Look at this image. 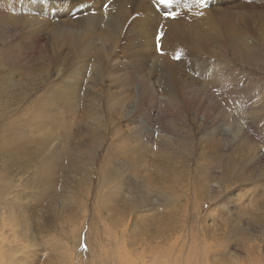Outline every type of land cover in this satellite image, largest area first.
<instances>
[{
  "label": "rangeland",
  "instance_id": "rangeland-1",
  "mask_svg": "<svg viewBox=\"0 0 264 264\" xmlns=\"http://www.w3.org/2000/svg\"><path fill=\"white\" fill-rule=\"evenodd\" d=\"M4 1L6 5L9 3L8 0ZM83 1L86 3L85 9L82 6L79 9H76L75 6L71 7L70 3L72 2L69 0H36L37 6L41 5V10L37 11L38 13L35 11L37 15L39 14L37 18H31L26 10V5L24 7L19 5L22 9L17 8L9 17L11 21L13 20L12 28L7 17L10 13H3L0 9V20H2L0 22V40L3 43L0 44V67L3 70L0 72V89H2L0 90V114H6L7 118L4 122L9 124L10 131L14 132L16 129H22L21 121L26 122L25 120L35 107L34 103L37 100L40 99V104H44L47 108L40 111L44 117L42 124L44 129L41 133L43 136L44 133H47L43 151L36 157H29L28 164H21L22 169L19 168L13 175L0 173V201L4 199L16 201L17 194L14 192V185L20 186L26 182L32 190L25 193L24 200L29 201L28 205H31L32 208L33 204H36V207L32 209L34 213L24 210L29 213V215L26 214L27 223L32 227L31 235L34 237L20 249L21 253L17 255L29 254L28 261L21 264H93L87 258H80V254L84 251L81 245L84 243L87 231L80 230L74 225L71 226L70 221L78 224L82 222V208L79 207V201L85 199L84 195L87 193L91 195L86 199V205L89 207V204L94 200L103 201L102 193L107 199L108 191L113 189V186L106 183L99 175L94 173L92 178L88 176V171L91 168L90 160H88L89 156H92L91 146L93 145L91 144L96 143L97 133L105 119H111V126H113L111 129L124 133L120 136L123 143L129 140V135H133L135 132L139 133L140 129H145L147 132L143 130L140 133L145 136L144 146H151L152 153L160 151L158 146L154 148V140L157 136L172 138L174 140L173 147H169V150L173 153V161L172 165L168 166L174 173H178L184 168L182 164L186 158H184L182 142L186 145L184 136L187 133H197L196 137L199 140L206 134L217 136L221 139L222 151L226 150L229 145L237 148L240 144L243 148L239 146L237 149H241L240 152L248 154L250 159L255 160L251 162L255 163L261 159L264 163L262 155L264 125H256L254 117V115L264 117V111L257 108V103L264 101V92L252 94L250 91L258 87V82L251 81L256 72L245 71L234 63L229 68L230 70L233 67L238 69L242 74L241 77L237 76L231 85L226 81H221L218 77L219 73L212 68L221 63L232 64L234 57L232 58L230 52H225L230 43H227L229 46L227 45L226 49L220 48L216 43L220 39L216 37L215 32L212 34L209 30L206 31L207 33H197L199 39L195 33L197 31L193 30V26H195L196 20L202 16L201 14L210 18L214 26L221 19L227 26L229 24L233 26L234 40L236 38L245 39L249 44V49H259L260 44L264 43V0H171L169 4H161L159 0H136L139 6L135 12L131 13V16L129 11L120 5L114 6L113 10L106 9L109 7L107 3L112 0ZM20 2L21 0H19ZM143 7L149 8L147 16L141 12ZM166 13L169 14V18H165ZM171 15H175L176 18H170ZM121 17L125 18L124 31L118 34L110 32ZM33 19L35 20L33 21ZM161 19H167V21L162 24ZM146 21L150 24L145 27L147 31L143 32L142 29L145 28L142 26ZM166 23L173 24L176 29H179L180 26L192 29L186 37L174 36L169 37L170 39L166 38V40L162 36L161 45L170 41L169 43H178L180 47V50L177 48V50L170 51L169 61L162 62L180 65L183 56L187 55V52H192L197 56L191 60L208 65L207 69L201 73L204 76L197 74L196 80L187 81L182 86L179 96L173 95L169 89H166L169 92L166 97L173 100L176 110L166 104L165 95L163 96V93L167 92L164 90L165 88L158 87L154 80H150L147 86L143 84L144 80L149 79L151 73V70L148 69L149 66L146 67L145 64L147 60H153L155 66L158 67L157 70L161 67L162 63L158 60V55L161 52L157 51V37L169 28ZM191 25L192 27H189ZM42 29H45L44 32ZM172 29L175 30V28ZM168 30L170 31V29ZM88 32L91 36L87 37L84 42H79L80 37ZM67 33L70 35V39L64 37ZM170 34L172 33L169 32L168 36ZM137 35L140 36L137 37ZM187 40L189 42L193 40L195 45L187 43ZM195 42L199 45H196ZM225 42L227 41L220 40V43ZM234 42L229 48L238 50ZM182 45L183 48H181ZM89 46H92L91 52L87 53ZM205 47H208V50ZM132 50H136L137 54ZM242 50L246 49H241V54H243ZM9 58L15 59V63L6 65ZM185 59L183 63H186L188 58L185 56ZM196 70L199 72V69ZM156 75L162 76L164 72H157ZM262 79H264V75ZM74 84L77 85V91L74 94H68L69 97L65 98L66 89ZM186 99L192 100L188 109H184L182 103ZM231 103H233L232 109L228 108ZM221 112L227 115L226 120L221 119ZM41 113L36 112L31 115L24 126L32 129L34 118H38L40 121ZM28 128L25 129V132L30 135L34 134L32 137L36 138V131L30 132ZM43 131L45 132L43 133ZM28 136L29 134L21 135L20 138L24 139ZM15 140L17 137L4 134V141L8 144V148L10 143ZM207 143L206 141L205 144L202 143V146L197 147L195 154L198 152L206 154L210 147V144ZM130 144L136 143L131 141ZM253 147L257 149L255 153L248 152ZM186 148L191 149L190 145ZM8 153L12 155V152ZM186 153L188 154V152ZM25 154L26 150L23 149L21 157L26 158ZM102 155L100 154V157ZM32 159L35 161L30 162ZM80 161L78 169L71 171L73 166L79 164ZM99 161L100 159L97 158L96 166L100 165ZM153 164H150L147 169L149 174L155 172L156 167ZM130 165L133 167L132 162ZM81 166L82 169H80ZM96 166L95 168H97ZM121 169L125 170V167L121 166ZM34 172L37 174L36 179L32 177ZM141 174L144 175V173ZM171 174L170 171H167L165 175ZM154 175L156 174L154 173ZM208 183L210 186L215 184L214 181ZM189 184L190 189L184 193V196L192 204V182L189 181ZM146 185L150 188L148 193L149 201H151L149 202L150 207L141 209L142 211L137 216H149L141 219L147 220L143 224L152 221L149 222L150 229H156L158 225L163 224L169 218L164 230L170 231L169 223H176L181 218V207L183 204L185 205L183 199H178L175 195H173L174 198H171L169 192L172 190H175V194H182L177 192L178 189L171 181L169 182L170 189L167 184H164L161 189L156 181L146 183L140 177L133 179L128 185H116L118 197L111 202L108 209L103 211L101 217L108 220L113 215L114 219V210L122 209L124 204L122 202L132 197L135 188L144 189ZM257 187L261 190L256 192L254 189ZM69 198L72 199V202L68 201ZM130 202L136 207L134 201ZM187 207L186 209L190 213L192 209ZM38 211L44 213L42 217L46 220L38 221V218L35 217L39 214ZM51 211L56 215L54 225H50L47 221L48 218L52 219L47 214ZM199 214L207 215L202 222L205 233L216 236L217 239L227 229L235 225V222H240L242 227L247 228L251 220L258 219L260 224H257L258 227L256 226L255 230L259 231L256 233L259 241L250 242L249 250L252 251L247 252L242 248L247 244L245 242L247 236L242 234L235 236L240 243V249L231 245L229 252L226 251L232 254V260L243 264H247V257L252 259L255 264L264 262V180L254 179L231 188L217 205L206 206ZM88 215L89 211L87 217ZM108 224L109 222H107ZM99 228L101 227L99 226ZM132 228V225L127 221L126 232L128 233ZM118 229H122V227ZM96 232L98 233V230ZM10 236L9 227L0 225V253L5 257V261L9 256L6 245H8L7 240H10ZM3 237L6 239L2 240ZM90 237L95 238V235H90ZM10 241L12 247L20 245V243H16V239ZM232 244L237 243L234 241ZM59 246L63 247L61 251ZM123 246L129 249L135 257L127 253L122 254L124 264H137V254L133 249L136 247L132 248V246L126 245V242ZM96 250L104 249L100 246ZM97 262L99 263L100 260L98 259ZM0 264L5 263L0 262Z\"/></svg>",
  "mask_w": 264,
  "mask_h": 264
},
{
  "label": "bare ground",
  "instance_id": "bare-ground-1",
  "mask_svg": "<svg viewBox=\"0 0 264 264\" xmlns=\"http://www.w3.org/2000/svg\"><path fill=\"white\" fill-rule=\"evenodd\" d=\"M69 1L72 2L70 3V6L71 7L75 6L76 9H79V7L81 6L82 7L86 6L85 1L83 0H69ZM8 2L9 3H7L6 5L4 0H0V9L3 13H7V12L10 13L9 15H7V17H8V22L10 23L11 28H12L13 20L11 21L9 17L12 12L14 13L17 10V8L19 9L21 8V6L19 5H22L23 7L26 5L27 7L26 10H28V14L31 16V18H37V16L39 15V14L37 15L38 13L37 11L41 10V5L37 6L38 3L36 2V0H21L20 3H19V0H8ZM4 4L6 5L7 8L5 7ZM107 4L109 7L106 9L113 10L114 6L116 5L117 6L120 5L123 8H126V10L129 11L130 16H131V13L135 12L137 10V7L139 6L136 0H114V1L112 0V2H109ZM147 11H149V8L147 7H143V9L141 10L142 14H145L146 16H147ZM201 15L202 16H200L196 20L195 26H193L194 27L193 30L197 31L195 32L197 37H198L197 33L198 34L200 32L205 33L206 31L208 32L210 30L212 34H214L213 32H215L217 34L216 37H218L220 40L227 41L225 43H220V40L219 41L217 40L216 43L220 48L222 47L223 49H226L227 45L229 46V44L227 43H230V46H231V44L234 41H235L234 45L238 48V50H232V48H229L230 47L229 46L228 49L225 50V52L231 53L232 58L234 57L232 59V64L221 63L220 64L221 66L220 65L213 66L212 69L216 70L219 73L218 77L221 79V81H226L229 83V85H231V83L235 81L237 76L238 78L241 77L242 74H240L238 69L233 67L230 70L229 68L232 65H234V63H236L237 65L241 66L243 70L245 71H252V72L255 71L256 72L254 74L255 76L253 77L251 81L258 82V87L253 90H250L251 93L258 94V93L264 92V79H262V76L264 75V43L260 44L259 49L251 50L249 49V44L247 43L245 39L236 38V40H234L235 34H233L234 29H233V26H231V24L227 26V24L223 20L220 19L219 23H217L214 26V24L211 23L210 18H208L207 16L203 14ZM139 16H142V15H139ZM34 20L35 19H33V21ZM1 21L2 20H0V22ZM165 21H167V19H161L162 24ZM225 21H228V20H225ZM216 22H218V20ZM124 23H125V18L122 19L121 17L116 22V25H114L113 29L110 30V32L113 31L114 33H117V34L123 32ZM146 23H144V25L142 26L143 28L147 27V25L150 24L147 21ZM166 25H168L167 27H169L168 29H170V31L167 29L163 32L164 39L169 38V37L171 38L174 36L186 37L190 34L191 32L190 30L192 29V28L189 29L188 27L182 28L181 26L179 29H176V26H173V24L166 23ZM189 27H192V25ZM172 28H175V30H173ZM42 30L44 32L45 29H42ZM142 31L145 32L147 31V29L146 28L142 29ZM169 32L172 34L168 36ZM205 35L204 37L206 38L207 35L206 36ZM89 36H91L89 32L85 33V35L81 37L79 35L80 37L79 42L80 41L84 42V40ZM138 36L140 35H137V37ZM64 37H66L67 39H70V35H68V33ZM198 38L200 39V37ZM191 41L193 42V40ZM169 42L163 43L161 45L163 55L162 54L158 55V60L162 64L158 70H157L158 67L155 66L153 60L151 59L149 61L147 60V62L145 63L146 67L149 66L148 69L151 70V73H150L149 79L144 80L143 84L147 86L150 80H154V83L157 84L158 87L165 88L164 89L165 91H167L166 89H169L173 95L179 96L180 89L182 88V86L187 81L196 80L199 74L201 76H204L201 73H203L207 69L206 67H208V65L207 64L205 65L204 63H200L198 61L191 60V58L197 56L192 52L190 53L187 52V55L184 54L186 58H188L187 59L188 62L185 61L186 63H183L185 56H183L184 58H183L182 63L180 62L181 63L180 65L179 64L173 65L169 62H167L166 64V62H162V61H167L168 59H170L168 57V54H170L171 56L170 51L177 50V48L180 50L178 43H173V42L169 43ZM192 42L188 41L187 43H191L195 45L194 42L193 43ZM0 44H3L1 40H0ZM196 45H199V44L196 43ZM91 47L92 46L87 47V53L91 52ZM194 47L197 48L198 46H194ZM181 48H183V45L181 46ZM205 48L208 50V47H205ZM241 49H246V50H242L243 54L240 53ZM135 51L133 52L136 53ZM124 54L127 56L129 55L126 53ZM131 58L134 59V57H131ZM234 61H238V62H234ZM14 63H15V59L13 58H9L6 61V65H11ZM179 66H182V67H179ZM196 69H199V72H197L198 70ZM1 70L2 68L0 67V72ZM162 71L164 72V75L162 76H158L159 74L156 75L157 72H162ZM75 79L78 80L77 77H75ZM259 81H261L262 83H260ZM76 87L77 85L75 84L70 85L66 89L64 97L68 98L69 97L68 94L70 93L74 94L77 91ZM218 88H221V86H218ZM167 93L169 92L167 91L166 93H163V96L165 95L164 99H166V102H167L166 104L169 106H172L171 108L174 109L173 102H172L173 100L167 98L168 97ZM191 102L192 100L191 101L187 99L184 100L182 102L184 105L183 106L184 109H188L189 104ZM34 104H35V107L30 111L31 113L27 116L28 118L26 117L27 120L31 118V115H33L34 113L36 112L41 113L40 112L41 110L47 109L44 104L42 103L40 104V99L37 100ZM232 106H233V103L229 104L228 108L232 109ZM257 108L264 111V101L257 103ZM255 111H259V110H255ZM254 117L256 118L255 120L256 125L258 124L264 125V117L260 115H254ZM6 118H7L6 114L5 115L0 114V173L13 175V173L17 172L19 168L22 169L21 164L23 163L28 164L29 157H36L37 154L43 151V143L45 142V139H46L45 135L47 133H44L45 131H43L44 136L41 133V131L44 129V126L42 125L43 120H44L42 113L41 115H39L40 121H38L39 120L38 118H34L32 129L28 128L27 126H24V123L27 124V120H25L26 122H23L22 120L21 121L22 123H20V126H22V129L21 130L16 129L14 132H11L9 129L10 127L9 124H6L4 122ZM221 119L223 120L227 119V115L224 112H221ZM110 120L111 119L109 118L108 120L106 119L103 120V123H102L103 125H101V129L97 133L98 138H96V143L91 144L93 145L91 146L92 156H89V159H88L90 160L89 164L91 168L88 171V176L92 178V175L94 173L96 175H99V177L105 180L106 183L111 184L113 186V189L108 191L109 195L107 199L104 198L105 196H103V193H102L101 195L103 197V201L94 200L93 202L89 204V207H87L86 205L87 203L86 199L88 197H91V195L90 193H87L86 195H84L85 199L79 201V207L81 206L82 208V212H81L82 222L78 224V223H73L72 221H70L71 226L74 225L75 227H78L80 230L85 229L87 231V234L84 239V243L83 245H81L84 251L80 254V258L81 259L87 258L93 264H124L122 254L127 253L131 255L132 257H134L133 256L134 254L131 253L129 249L123 246L124 242H126V245H130L132 246V248L136 247L133 249L137 254V257H136L137 264H243V263L237 262L236 260H232V254L228 253L229 248L231 245H234L236 249H240V245H239L240 243L238 242L236 235L242 234L243 236H247L246 238L247 241H245L247 244H245L244 247L242 248H244L247 252H251L252 250H249V248L251 247L250 242L254 240L259 241L258 234H256V233H259V231L255 230L258 227L257 224H260L258 219H255L253 221L251 220L250 223L247 225V228L242 227L241 224H239L240 222L239 223L235 222V225L227 229V231L224 232L221 235V237L217 239L216 236L207 235L205 233L206 231H205V228L203 227L204 223L202 224V222L205 220L207 215L202 216L199 214V212L202 211L206 206L212 205L213 207L217 205L220 202V200L227 194V192L233 187L234 188L238 187L241 184L247 183L254 179H258L259 181L264 180V163L262 162V160L258 159L259 161L258 162L256 161L255 163L251 162L254 159L252 160L250 159V156L248 154L245 155L244 153H242V151L240 152L241 149L240 150L237 149L239 146L243 148V146L240 144L238 145L237 148L235 146H234L235 148H233V146L231 145L227 147L225 146L227 149L222 151L221 150V139L217 138V136L215 137L213 134L212 135L206 134L205 136L200 135L201 137L199 140L196 137L197 133L195 134L187 133L184 136V141L186 142V145L182 142L183 154H184V158H186L185 162L182 164L184 168L180 170L178 173H174V172H171L172 171L170 169L171 167L168 166L169 164L172 165V161H173L172 160L173 153L169 150V147L172 146L173 141H174L172 138L157 136L156 139L154 140V148L158 146L160 151L159 153L158 152L152 153L151 146L150 147L148 145L144 146L143 140L145 139V136L140 133L143 130L145 131V129H140L139 133L135 132V134L129 135V138H128L129 140L123 143L122 142L123 140L120 139V136L123 135L124 133L119 132L118 130H115V129H111L113 128V126H111ZM26 128H28L30 132L36 131V138L32 137V135L34 134L30 135V133L25 132ZM5 133H7L10 136L17 137V140L12 141L10 143L9 148L7 146L8 144L4 141ZM26 134H29L28 138L27 137H25L24 139L20 138L21 135L24 136ZM131 141H134L136 144H133V145L130 144ZM206 141L210 144V147H208V151H206L207 153L200 154L198 152L199 154L198 153L195 154V149L199 147L200 145L202 146V143L205 144ZM189 145L191 149L186 148V146H189ZM224 145H227V144H224ZM255 147L251 148V150H249L248 152L252 151L255 153V151L257 150ZM23 149L26 150V154H25L26 158L21 157V151ZM238 150L239 152H237ZM8 152H12V155ZM186 152H188V154ZM202 152H203V149H202ZM100 154H103V155L100 157ZM262 155L264 156V151ZM97 158L100 159L99 166H96ZM130 158H132V160H130ZM35 159H32L30 162H34ZM130 162H132L133 167H131ZM80 164H81V161L79 164H75L76 166L74 165L72 168L73 170L71 171L77 170L78 165ZM150 164H153L156 167L154 169L155 172L153 171V173H150L151 176L147 171ZM95 166L97 168H95ZM121 166H124L125 170H122ZM80 169H82V166L80 167ZM94 169L96 170L94 171ZM167 171H170V173L172 174L165 175ZM141 173H144V175ZM154 173L156 175H154ZM32 177L36 179L37 177L36 172H34V175H32ZM137 177H140L141 179L145 180L146 183L150 181H156L161 189L164 184H167L168 188L170 189L169 182L171 181L172 184H174V187L178 189L177 192H180L183 194V195L182 194L178 195V194H175L174 192L175 190H172V191L169 190L171 198H174L173 195H175V197H177L178 199L180 198V199H183V201H185V205L183 204V207H181V213H182L180 216L181 218L178 219L177 222L175 221L176 223H169L170 231L167 232L164 230V227L168 223L169 218L166 219L163 224L158 225L156 229H150L149 222H152V221H149L147 224H143L147 220L141 219L142 217L147 218L149 216L147 215L137 216V214H139L140 211H142L141 209H143L144 207H148V206L150 207L149 202L151 201H149V194H148L150 192V188L148 185H146L144 189H141L140 187L139 189L135 188L132 192V197L129 198V200L125 199L122 202L124 203L122 209L119 208L117 210H114V219H113V215L110 219H108L109 221L101 217L103 211L108 209L110 207L111 202L118 197L117 191H116V185H120V184L128 185V183L132 182V180ZM189 181L192 182V187H191L192 192H193L192 193V196H193L192 204L190 203V200H188L184 196V193H187V190L190 189ZM209 181L210 182L214 181L216 185L214 184V186H210L208 183ZM13 189H14V192L17 194L16 201L12 202V201H7L5 199L3 201H0V225L9 227L10 232H11L10 240L13 241L14 239H16V243H20V245H15V247H12L10 246L11 241L7 240L8 245H6V247H7L9 256L6 259V261H5V257L3 256V254L0 253V262L5 263V264H21L22 262L26 263V261H28L27 259H28L29 254L23 255L24 254L23 253L21 254L22 256H17V255L21 253L19 252L20 249L23 246H25L26 243H29L30 239L34 237L31 235L32 227L27 223L26 214L29 215V213L24 211V210L32 211L34 213L32 209L36 207V204H33L34 207L32 208L31 205H28L29 201L24 200L25 193L31 192L32 190L31 186H28L27 183L24 182L20 186L18 184H15ZM259 190H261L259 187L254 189V191L256 192ZM68 201L72 202V199L69 198ZM130 201H134L137 208L134 207L133 203ZM187 206L191 207L192 209L190 213H188L189 211H187L186 209L188 208ZM64 207L65 205L63 206V208ZM151 208L156 210V208L154 207H151ZM88 211H89V215L87 217ZM38 213L39 214L35 216L38 218V221L40 220L42 221V219L46 220L45 218L42 217L44 213H40L39 211ZM47 214L52 218V219L48 218L47 221L49 222L50 225H54L56 221L55 219L56 215L52 211ZM254 218H257V217H254ZM127 221H129V223L133 227L128 233L125 230V224L127 223ZM107 222H109L108 225H107ZM100 223L103 224V226H101ZM98 225L101 228H99ZM117 227L118 228L122 227V229H118ZM97 230H98V233L97 232L95 233V231ZM90 235L91 236L95 235V238H91ZM6 236L8 237V235ZM160 238L161 240H159ZM5 239L6 238L4 237L2 238V240H5ZM234 241L237 244H232ZM0 244H1V241H0ZM59 244L62 245V243H59ZM100 246L104 250L97 251L96 249ZM123 247L124 249H122ZM62 249L63 247L59 246V250L61 251ZM98 259L100 260L99 263L97 262ZM246 263L255 264L252 261V259L248 257H247Z\"/></svg>",
  "mask_w": 264,
  "mask_h": 264
},
{
  "label": "snow or ice",
  "instance_id": "snow-or-ice-1",
  "mask_svg": "<svg viewBox=\"0 0 264 264\" xmlns=\"http://www.w3.org/2000/svg\"><path fill=\"white\" fill-rule=\"evenodd\" d=\"M159 3L169 4V3H171V0H159ZM165 18H169V14L166 13ZM170 18L175 19L176 17H175V15H171ZM162 36H163V33H160V35L157 37V51H160L161 54L163 55L162 46L160 44V40H161Z\"/></svg>",
  "mask_w": 264,
  "mask_h": 264
}]
</instances>
